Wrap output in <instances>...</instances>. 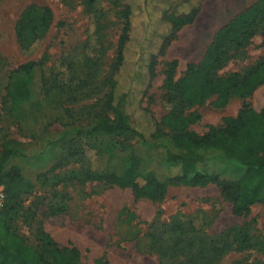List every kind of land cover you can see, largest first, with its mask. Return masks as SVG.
<instances>
[{"label": "rangeland", "instance_id": "374dc122", "mask_svg": "<svg viewBox=\"0 0 264 264\" xmlns=\"http://www.w3.org/2000/svg\"><path fill=\"white\" fill-rule=\"evenodd\" d=\"M197 1L95 0L94 26L83 0H0V151L7 148L11 152L6 168L19 167L22 176L34 184L20 198L21 211L12 223L29 243L35 242V232L41 228L59 246L75 247L86 264L184 263L183 256L166 261L159 254L160 247L173 242L170 226L177 218L191 221L201 238H217L223 231L247 223L255 239L264 240V205H252L247 216H234L231 204L214 183L170 186L160 201L152 202L135 199L129 188L68 179L71 172L85 169L120 173L134 158L142 173L167 178L168 136L142 145L129 137H87L84 132L98 119L111 117L104 107L109 93L106 79L123 27L120 12L124 4L131 8L132 26L125 63L116 77V93L127 94L130 123L149 136L166 113L162 99L166 64L176 60L174 79L181 77L187 63L201 60L213 33L221 27L218 25L254 0H200L194 21L176 33L163 54L157 53L146 90L148 56L158 51L156 42L169 26L164 15L189 12ZM31 4L48 7L53 19L45 35L24 51L15 28L20 14ZM196 22L215 25L206 37ZM263 41L264 36H254L218 73H241L253 65L264 57ZM28 61L42 64L29 77L21 72L10 76ZM14 77L27 80V100L8 96ZM214 101L212 97L188 110L199 114L191 130L202 134L220 126L223 118L235 116L244 103L258 111L264 105V84L248 98H230L224 107H215ZM162 130L168 134L166 128ZM199 154L205 158L198 164L200 171L227 181L240 174L236 163L212 150ZM185 228H189L187 223ZM217 264H264V243L249 250L228 251Z\"/></svg>", "mask_w": 264, "mask_h": 264}, {"label": "trees", "instance_id": "16d2710c", "mask_svg": "<svg viewBox=\"0 0 264 264\" xmlns=\"http://www.w3.org/2000/svg\"><path fill=\"white\" fill-rule=\"evenodd\" d=\"M94 1L83 0L92 15L91 24L95 26L96 12L92 10ZM199 1L189 12L164 15V20L169 26L167 32L156 42L158 51L148 56L146 90L153 77L157 53L163 54L176 33L194 21L200 10ZM120 16L123 19V27L111 72L106 79L109 93L104 107L111 117L98 119L84 135L129 137L142 145L152 139L168 136L171 143L166 152L168 175L166 179L161 180L153 173H142L134 158L120 173H98L85 169L83 172H71L68 179L77 180L79 183L97 180L109 186L129 188L135 199L144 198L152 202L160 201L170 186L205 187L214 183L221 197L231 204L232 215L237 217L247 216L254 204L264 205V105L256 111L244 103L235 116L223 118L220 126L210 127L202 134L190 129L199 114L196 111L188 112L212 97H215V107H224L230 98H248L264 84V57L241 73H218L235 52L250 44L254 36H264V0H255L220 27L206 46L201 60L187 63L185 71L178 79H174L177 61L171 60L166 64L162 84L166 113L156 123L155 130L149 136L130 123L127 94L116 93V77L125 63V49L131 34L132 11L129 5H123ZM52 19V12L48 7L33 4L27 6L20 14L15 28L21 49H32L45 35ZM41 64L28 61L17 67L10 76L21 72L29 77L34 67ZM11 86L8 96L16 100L28 99L27 80L14 77ZM162 128H166L169 135L164 133ZM208 150L236 163L241 168L240 174L227 181L219 179L215 174L200 171L198 164L205 158L199 153ZM10 155L11 152L7 148L0 151V185L3 186L5 195L3 206L0 208V264H86L80 261L79 252L75 247L59 246L41 228L36 230L33 244L15 230L12 223L21 211L20 198L30 193L34 184L22 176L19 167H5ZM186 223L188 229L185 228ZM170 231L175 238L170 246L159 248L160 256L164 260L178 256L186 259L184 263L173 264H217L228 251L249 250L264 243V240L255 239L247 223L231 227L217 238L207 239L196 234L198 229L191 225V221L177 218L170 226ZM200 242L201 246L198 245Z\"/></svg>", "mask_w": 264, "mask_h": 264}, {"label": "crops", "instance_id": "0c3cea01", "mask_svg": "<svg viewBox=\"0 0 264 264\" xmlns=\"http://www.w3.org/2000/svg\"><path fill=\"white\" fill-rule=\"evenodd\" d=\"M254 1H255V0H254ZM254 1H252L251 3H253ZM251 3H250V4H251ZM250 4L246 5L244 8L248 7ZM244 8L240 9L239 11L243 10ZM239 11H237L236 13H238ZM236 13H235V14H236ZM235 14H234V15H235ZM234 15H233V16H234ZM226 23H227V22H224L222 25L219 24L218 26H221V27H222V26H223L224 24H226ZM199 24H200V25H199ZM196 25H198V26H202V27H203V31H204V34H205L204 36L207 37L208 34H209V30H210V28L213 27V26L215 25V22H196ZM219 28H220V27H219ZM219 28H218V29H219ZM218 29H217V30H218ZM217 30H216V31H217ZM216 31L213 33V35H212V37H211L209 43L211 42V40H212L214 34L216 33ZM205 39H206V38H205ZM202 56H203V54H202ZM202 56H201V58H202ZM201 58H200V59H201ZM200 59H199V60H200Z\"/></svg>", "mask_w": 264, "mask_h": 264}, {"label": "built area", "instance_id": "2783aa9c", "mask_svg": "<svg viewBox=\"0 0 264 264\" xmlns=\"http://www.w3.org/2000/svg\"><path fill=\"white\" fill-rule=\"evenodd\" d=\"M4 198H5L4 191L3 188L0 186V208L3 206Z\"/></svg>", "mask_w": 264, "mask_h": 264}]
</instances>
